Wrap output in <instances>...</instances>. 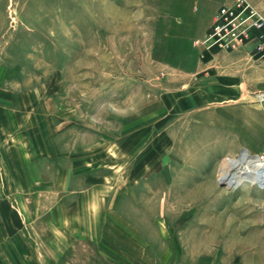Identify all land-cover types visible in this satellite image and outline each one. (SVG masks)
Masks as SVG:
<instances>
[{"label": "rangeland", "instance_id": "374dc122", "mask_svg": "<svg viewBox=\"0 0 264 264\" xmlns=\"http://www.w3.org/2000/svg\"><path fill=\"white\" fill-rule=\"evenodd\" d=\"M234 1L0 0V264H264V189L220 179L264 61L195 46Z\"/></svg>", "mask_w": 264, "mask_h": 264}, {"label": "built area", "instance_id": "2783aa9c", "mask_svg": "<svg viewBox=\"0 0 264 264\" xmlns=\"http://www.w3.org/2000/svg\"><path fill=\"white\" fill-rule=\"evenodd\" d=\"M264 0H235L220 6L210 31L195 46L204 52L217 50L233 53L247 45L252 56L264 61Z\"/></svg>", "mask_w": 264, "mask_h": 264}, {"label": "bare ground", "instance_id": "6f19581e", "mask_svg": "<svg viewBox=\"0 0 264 264\" xmlns=\"http://www.w3.org/2000/svg\"><path fill=\"white\" fill-rule=\"evenodd\" d=\"M220 179L229 188L256 186L264 189V159L247 151L238 158L227 159Z\"/></svg>", "mask_w": 264, "mask_h": 264}, {"label": "crops", "instance_id": "0c3cea01", "mask_svg": "<svg viewBox=\"0 0 264 264\" xmlns=\"http://www.w3.org/2000/svg\"><path fill=\"white\" fill-rule=\"evenodd\" d=\"M261 6H264V3H262ZM18 227H21V220H20V225ZM7 237L12 238V239L18 238L20 242H21V239H22L21 234L20 235H15V234L14 235H8ZM14 256L12 255L11 252H10V254L8 256L6 255V258L7 259L10 258V260H11V261L7 262L8 264H16V263L17 264H25V262H26V255H24V249H22V251L21 250L19 251L18 257L17 256L14 257ZM15 259H18V261L16 262Z\"/></svg>", "mask_w": 264, "mask_h": 264}]
</instances>
